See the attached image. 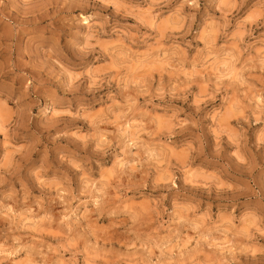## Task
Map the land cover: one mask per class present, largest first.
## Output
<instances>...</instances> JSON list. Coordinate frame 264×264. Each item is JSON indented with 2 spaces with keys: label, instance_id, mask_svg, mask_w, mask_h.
Masks as SVG:
<instances>
[{
  "label": "rangeland",
  "instance_id": "374dc122",
  "mask_svg": "<svg viewBox=\"0 0 264 264\" xmlns=\"http://www.w3.org/2000/svg\"><path fill=\"white\" fill-rule=\"evenodd\" d=\"M0 264H264V0H0Z\"/></svg>",
  "mask_w": 264,
  "mask_h": 264
},
{
  "label": "clouds",
  "instance_id": "9594fccd",
  "mask_svg": "<svg viewBox=\"0 0 264 264\" xmlns=\"http://www.w3.org/2000/svg\"><path fill=\"white\" fill-rule=\"evenodd\" d=\"M74 30H75V26H73L71 29H67L66 31H68V32H74ZM68 39H75V37L73 35V36L69 37ZM64 43L65 44L68 43V40L65 39V37H64ZM69 50H71V49L69 48Z\"/></svg>",
  "mask_w": 264,
  "mask_h": 264
}]
</instances>
